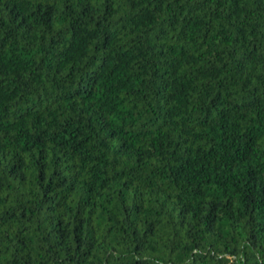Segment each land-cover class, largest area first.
Instances as JSON below:
<instances>
[{
  "label": "trees",
  "instance_id": "obj_1",
  "mask_svg": "<svg viewBox=\"0 0 264 264\" xmlns=\"http://www.w3.org/2000/svg\"><path fill=\"white\" fill-rule=\"evenodd\" d=\"M0 264H264V0H0Z\"/></svg>",
  "mask_w": 264,
  "mask_h": 264
}]
</instances>
